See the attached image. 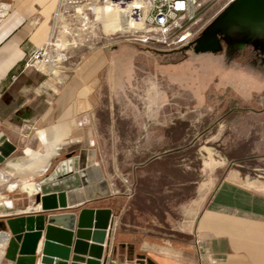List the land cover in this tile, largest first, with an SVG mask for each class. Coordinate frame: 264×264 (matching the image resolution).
Masks as SVG:
<instances>
[{"label": "crops", "instance_id": "1", "mask_svg": "<svg viewBox=\"0 0 264 264\" xmlns=\"http://www.w3.org/2000/svg\"><path fill=\"white\" fill-rule=\"evenodd\" d=\"M234 1L227 0L221 11ZM0 4L9 5L0 10V134L15 147L0 164V204L21 199L24 205L1 213L14 217L38 211L40 204L34 208L25 188L32 191L68 157L73 161L80 152L92 151L105 186L82 202L74 195L65 210H111L102 256L108 253L115 264H145V259L152 264H264L263 183H250L238 171L217 180L190 178L165 150L173 147L172 127H157L150 108L126 109L124 88L141 70L139 44L86 46L92 50L79 60L76 51H68L62 68L72 69L60 75L31 61L50 38L57 0ZM222 64L231 69L227 80L245 99L254 83H264L256 59ZM163 67L188 83V65ZM220 74L216 68L215 76ZM94 185L98 182L85 187ZM0 230L9 237L4 225Z\"/></svg>", "mask_w": 264, "mask_h": 264}, {"label": "rangeland", "instance_id": "2", "mask_svg": "<svg viewBox=\"0 0 264 264\" xmlns=\"http://www.w3.org/2000/svg\"><path fill=\"white\" fill-rule=\"evenodd\" d=\"M226 1L197 0L194 17L184 21L180 34L168 41L148 34L154 43L139 44L141 70L126 84L124 104L128 110L150 108L157 127H172L173 147L165 150L172 151L174 166L188 171L190 178L199 175L203 180H217L228 172L238 171L246 175L250 183L264 185V83H254V90L246 94L249 97L245 99L242 90L227 80L231 79V69L220 66L225 60L239 62L253 58L264 70V28L256 31L251 25L240 26L235 19L217 27ZM102 31V23L97 21L92 38L103 36ZM212 31L220 50L195 52L197 43H206ZM183 33L190 36L179 41ZM105 37L109 39L107 43L129 38L118 32ZM86 40L80 35L75 37V47L68 49L67 54L76 51L79 60L104 45L103 40L100 43L95 39ZM67 41L62 36L60 43ZM181 63L189 66L187 84H181L176 73L172 70L168 73L163 67ZM146 65L150 67L144 68ZM216 68H220L223 75L216 77ZM71 69L52 68L64 76ZM126 190L129 197L132 194L129 185ZM176 227L177 223L174 229L178 231Z\"/></svg>", "mask_w": 264, "mask_h": 264}, {"label": "water", "instance_id": "3", "mask_svg": "<svg viewBox=\"0 0 264 264\" xmlns=\"http://www.w3.org/2000/svg\"><path fill=\"white\" fill-rule=\"evenodd\" d=\"M9 5L0 4V10H7ZM218 25L228 20H237L244 26L251 25L254 30L264 28V0H235L219 16ZM220 50L214 31L206 43H197L195 52H217ZM15 147L0 134V164ZM87 155V160H86ZM68 157L66 163L58 165L45 179L39 182L40 192L34 196V208L23 215L4 218L9 237L3 259L9 264H104L103 245L107 232L112 225L110 209L81 208L69 212L67 205L76 196L78 202L92 197L93 189H102V180L94 153L80 152L73 161ZM87 162L88 169L83 170ZM86 188L88 184H95ZM81 187L84 189L81 190ZM76 190L75 194L70 191ZM103 194H106L103 191ZM24 207L21 199L8 200L0 204V209ZM26 206L25 208H27ZM58 210V211H57ZM60 210V211H59ZM37 212V213H35ZM40 240H42L40 246ZM140 259L144 260L143 257ZM145 264H152L145 259Z\"/></svg>", "mask_w": 264, "mask_h": 264}, {"label": "built area", "instance_id": "4", "mask_svg": "<svg viewBox=\"0 0 264 264\" xmlns=\"http://www.w3.org/2000/svg\"><path fill=\"white\" fill-rule=\"evenodd\" d=\"M196 6L197 0H57L52 15L50 38L44 48L32 55L31 61L38 65L46 64L53 69L62 67L68 59L67 50L75 47V37L79 35L84 41L103 40V44L108 45L109 39L103 31V36L92 38L98 21L96 11L100 9L115 12L122 21L131 25L126 31L118 32L129 36L126 41L149 46L154 41L148 34L160 37L161 41H168L173 35H179L183 30L182 23L194 17ZM61 36L68 39L63 45L60 41L56 43ZM188 36L189 33H183L179 41ZM39 192L40 184L35 183L31 193L26 194L27 197L34 198ZM11 216V213L0 212V219ZM7 240V235L0 230V264H9L3 259ZM107 254L102 256L104 264H115Z\"/></svg>", "mask_w": 264, "mask_h": 264}, {"label": "bare ground", "instance_id": "5", "mask_svg": "<svg viewBox=\"0 0 264 264\" xmlns=\"http://www.w3.org/2000/svg\"><path fill=\"white\" fill-rule=\"evenodd\" d=\"M96 19L102 23L103 32L105 34L126 31L131 26L130 24L122 21L115 12L107 9L97 10ZM25 191L31 193V190L28 188H25Z\"/></svg>", "mask_w": 264, "mask_h": 264}, {"label": "flooded vegetation", "instance_id": "6", "mask_svg": "<svg viewBox=\"0 0 264 264\" xmlns=\"http://www.w3.org/2000/svg\"><path fill=\"white\" fill-rule=\"evenodd\" d=\"M256 55V54H255Z\"/></svg>", "mask_w": 264, "mask_h": 264}]
</instances>
